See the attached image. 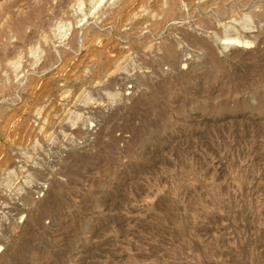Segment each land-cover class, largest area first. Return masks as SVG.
Masks as SVG:
<instances>
[{
	"label": "rangeland",
	"instance_id": "1",
	"mask_svg": "<svg viewBox=\"0 0 264 264\" xmlns=\"http://www.w3.org/2000/svg\"><path fill=\"white\" fill-rule=\"evenodd\" d=\"M97 1L0 0V264H264V0Z\"/></svg>",
	"mask_w": 264,
	"mask_h": 264
},
{
	"label": "bare ground",
	"instance_id": "2",
	"mask_svg": "<svg viewBox=\"0 0 264 264\" xmlns=\"http://www.w3.org/2000/svg\"><path fill=\"white\" fill-rule=\"evenodd\" d=\"M100 1V0H98ZM97 1V2H98ZM104 0H101V2H99L100 4L103 2ZM208 2L205 4L204 7H206V9L212 7V6H215V5H220L221 3H224L225 1L227 0H207ZM48 2V1H46ZM96 2V3H97ZM196 2V1H195ZM244 2V1H242ZM246 2V1H245ZM95 3V5H96ZM17 4V3H16ZM127 4V3H126ZM130 7V6H129ZM234 7V6H233ZM204 9V8H203ZM205 10V9H204ZM81 11V10H80ZM174 11V10H173ZM180 11V10H179ZM196 11V10H195ZM115 12V11H114ZM204 13V12H203ZM61 14V13H60ZM63 15V14H62ZM160 17V16H159ZM181 18V17H180ZM244 18V17H243ZM249 18V17H248ZM175 19V18H174ZM233 19V18H232ZM81 21V20H80ZM55 22V21H54ZM89 22V21H88ZM162 22V21H161ZM164 22V21H163ZM175 22V21H174ZM249 23L252 24V22L250 21ZM60 24V23H59ZM64 24V23H63ZM163 24V23H162ZM232 25H230V28H228L226 30V32L228 34H225L224 38L222 39H219V41L221 42L222 40H224V43H220L221 46H223V50H224V53L223 54H217L216 50L213 48V47H209L208 50H207V53L209 55V57H211L212 59L216 60L220 57H223V58H227L228 56H231V55H234L238 52V47L236 46H233L234 44L236 43H239V42H242L245 40V44H252V41H249L248 39V34H253L254 32H256V28L255 26L251 25V24H246V23H240L239 21H236V19H234L233 22H231ZM257 24V23H256ZM141 26V25H140ZM61 27V26H60ZM161 30V29H160ZM180 30V29H179ZM72 31V30H71ZM134 32V31H133ZM216 35V34H215ZM168 39V38H167ZM52 40V39H51ZM172 40V39H171ZM68 41V40H67ZM208 41V40H207ZM226 41V42H225ZM206 42V41H205ZM254 42V41H253ZM162 43V42H161ZM263 43V42H262ZM186 44V43H185ZM184 45V44H183ZM250 46V45H249ZM248 48V46H247ZM183 49V48H182ZM243 51L245 50V48L242 49ZM256 51V50H255ZM247 52V51H246ZM252 52V51H251ZM245 53V52H244ZM240 54V53H239ZM253 54V53H252ZM183 55V54H182ZM238 56V55H237ZM178 55L176 54V52H173L172 53V56H171V59H172V63L174 65V69L175 71L180 74V75H183L184 72H183V69H180L179 65L182 63V61L186 62V60H180L178 59ZM234 58V57H233ZM150 61V60H149ZM171 61V60H170ZM201 61V60H200ZM257 62V61H256ZM187 64V63H186ZM185 65V63H184ZM215 65V64H214ZM252 66V65H251ZM258 68V67H257ZM194 69V68H193ZM93 70V69H92ZM99 70V69H98ZM118 70V69H117ZM121 70V69H120ZM191 70V69H190ZM257 70V69H256ZM176 73V74H177ZM255 73V72H254ZM254 75V74H253ZM123 76V75H122ZM255 76V75H254ZM121 77V76H120ZM125 77V76H124ZM155 77V76H154ZM117 78V77H116ZM149 78V77H148ZM134 79V78H133ZM154 79V78H153ZM119 80V79H118ZM172 82V81H171ZM66 83V82H65ZM148 89V88H147ZM115 107V106H114ZM90 109V108H89ZM123 110V109H122ZM96 112V111H95ZM41 114V113H40ZM43 114V113H42ZM45 116V115H44ZM47 117V116H46ZM72 122V121H71ZM75 124V123H74ZM89 124V123H88ZM262 125V124H261ZM70 136V135H69ZM64 147V146H63ZM43 152V151H42ZM81 154V153H80ZM38 160V159H37ZM65 161V160H64ZM37 164V163H36ZM38 166V165H37ZM27 167V166H26ZM42 167V166H41ZM44 167L42 168H37V167H27L26 171H30L32 172L31 174L33 173H40L42 175L43 174V169ZM22 170V169H20ZM47 170V169H46ZM54 170V169H53ZM46 172V171H44ZM48 172V171H47ZM12 174L13 177L16 175L14 173V171L12 172H9V174ZM21 173V172H20ZM54 173H56L54 171ZM15 174V175H14ZM24 174V172H23ZM30 174V173H29ZM53 174V173H52ZM7 176V175H6ZM18 176V175H17ZM36 176V175H35ZM39 176V175H38ZM52 176V175H51ZM8 177V176H7ZM31 177V176H30ZM34 177V176H33ZM34 179V178H33ZM30 180V179H29ZM28 181V180H27ZM32 181V180H31ZM7 183V182H6ZM34 183V182H33ZM31 183L29 186H27L26 190L24 192H21V193H16L14 195H12V197H10L11 199V202H8V203H4L3 207L9 212H12V214L14 215H17V214H22V213H25L27 212V207L29 206V203L31 204L32 203V193H31V189L34 188L35 189V183L33 184ZM27 184V183H26ZM28 185V184H27ZM24 188V187H23ZM22 188V189H23ZM12 191V190H11ZM4 193V192H3ZM2 195V194H0ZM7 195V194H6ZM1 197V196H0ZM7 199V198H6ZM1 200V199H0ZM3 201H6L5 198L3 197ZM8 201V199H7ZM1 210V209H0ZM8 214V213H7ZM13 215V216H14ZM22 218V217H21ZM8 220V219H7ZM6 222V221H4ZM8 223V222H7ZM4 227H5V224H4ZM23 229V228H22ZM4 231V229H3ZM2 231V232H3ZM3 236V235H2ZM3 240V239H2ZM1 251V250H0Z\"/></svg>",
	"mask_w": 264,
	"mask_h": 264
}]
</instances>
